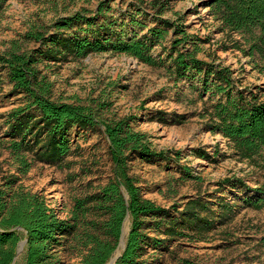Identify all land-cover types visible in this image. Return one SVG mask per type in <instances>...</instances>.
Wrapping results in <instances>:
<instances>
[{"label":"trees","instance_id":"obj_1","mask_svg":"<svg viewBox=\"0 0 264 264\" xmlns=\"http://www.w3.org/2000/svg\"><path fill=\"white\" fill-rule=\"evenodd\" d=\"M7 1L0 0V9ZM210 3L223 30L244 38L245 46L235 40L237 48L264 63V0H211ZM163 11L164 8L158 10V14ZM106 13L107 5L103 1L94 15L77 12L61 17L52 26L53 32L26 35L38 43V48L23 53L13 50L0 56L13 91L23 93L26 98L25 104L5 117V136L10 141L17 171L5 177L0 185V264L13 262L18 243L25 238L24 230L11 231L18 226L28 231L25 264H63L58 248L66 241L80 256V264H107L119 247L123 222L129 214L131 227L126 248L115 264H163L154 253L170 252L172 243L182 238L202 237L234 215L233 205L222 200L213 202L203 195L189 198L182 209L177 204L163 207L145 197L139 179L132 172V162L178 160L180 151L155 148L147 132L134 128L133 118L105 119L101 109L106 106L102 103L90 106L54 100L52 83L42 75L40 62L61 64L91 53L112 52L125 53L149 66L159 67L164 60L155 56L153 50L158 45L167 49L163 43L172 31L174 38L168 49L172 77L179 81L194 75L200 82V96L209 94L215 99L205 106L206 128L227 138L242 159L255 161L257 156H264L261 95L242 88L229 66L199 58V43L183 24L154 15L156 25L146 26L147 32L134 28L130 33L118 31L117 23L108 18L100 23L98 18ZM139 13L145 14L142 10ZM132 17L134 27L145 25L144 21ZM187 43L192 48H187ZM258 68L264 73V64ZM167 117V112H157V119L164 123L181 124L187 119L186 114L177 113H171L172 119ZM99 126L104 127L109 140L112 176L96 191L75 198L68 218H61L44 195L23 187L15 188L21 175H26L36 162L64 166L73 152L74 129L87 132ZM196 154L210 157L201 149ZM185 171L188 177L196 178ZM232 181L233 178L220 181V188ZM236 181L256 194L250 204L257 208L264 206V182L251 188L242 179ZM179 264L193 263L184 258Z\"/></svg>","mask_w":264,"mask_h":264},{"label":"rangeland","instance_id":"obj_2","mask_svg":"<svg viewBox=\"0 0 264 264\" xmlns=\"http://www.w3.org/2000/svg\"><path fill=\"white\" fill-rule=\"evenodd\" d=\"M103 1L107 13L98 19L100 23L107 18L116 22L118 31L132 33L135 28L145 33L148 27L156 25L154 15L183 24L199 43V58L229 66L242 88L259 93L264 100V73L258 68L264 63L237 48L235 40L245 46L244 38L223 30L211 0H159V5L155 3L158 0H8L0 9V56L13 50L23 53L38 48V43L29 40L27 34L51 33L57 19L77 12L94 15ZM162 8L164 11L158 14ZM141 10L145 14L139 13ZM131 16L145 25L134 27ZM173 38L170 31L163 43L167 49L158 45L153 50L155 56L164 60L159 67L112 52L91 53L61 64L43 61L38 66L52 83L54 100L90 106L102 103L106 106L101 109L105 119L133 118L134 128L147 132L155 148L180 151L178 160L132 162V172L145 197L167 208L177 204L182 209L189 198L197 195L233 205L234 215L224 225L202 237L177 240L170 252L154 253L163 264H179L184 258L193 264H264V206L250 204L256 194L236 181L242 179L251 188L262 184L264 156H257L255 161L242 159L227 138L206 128L205 106L215 99L209 94L200 96V82L194 75L179 81L172 77L168 49ZM186 46L192 48V44ZM25 102L23 93L13 91L8 70L0 62V185L17 171L10 141L5 136V117ZM160 110L167 112L168 119H172L171 113L186 114L187 119L181 124L164 123L157 119ZM103 130V126L87 132L74 129L73 152L65 165L36 162L26 175H21L15 188L44 195L61 218H68L75 198L96 191L112 176L109 140ZM199 149L210 157L198 156ZM185 170L196 178L188 177ZM226 178L233 181L220 188V181ZM58 254L63 264H80V256L72 251L68 241L58 248ZM15 264H25L24 253Z\"/></svg>","mask_w":264,"mask_h":264},{"label":"water","instance_id":"obj_3","mask_svg":"<svg viewBox=\"0 0 264 264\" xmlns=\"http://www.w3.org/2000/svg\"><path fill=\"white\" fill-rule=\"evenodd\" d=\"M125 195L128 198V194L126 193ZM128 217H130L129 214L126 216V218H125V220L123 222V226H124V223H125V221H126V219ZM123 226H122V232H123ZM19 230H24L25 231V238L18 243V247H17V251H16V254H15V258H14V260H13V262L11 264H15L16 260L26 251V247H27L28 240H29L28 231H27L26 228L18 226L16 228H13L11 231H19ZM122 232H121V237H122ZM121 237H120V240H121ZM125 248H126V246H125Z\"/></svg>","mask_w":264,"mask_h":264},{"label":"bare ground","instance_id":"obj_4","mask_svg":"<svg viewBox=\"0 0 264 264\" xmlns=\"http://www.w3.org/2000/svg\"><path fill=\"white\" fill-rule=\"evenodd\" d=\"M129 230H130V217H128L124 223L122 237L120 240V245H119L117 251L115 252L113 258L111 259V261L108 264H115L117 259L122 255V253L125 249V246H126V241H127V237L129 234Z\"/></svg>","mask_w":264,"mask_h":264}]
</instances>
